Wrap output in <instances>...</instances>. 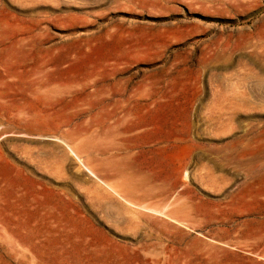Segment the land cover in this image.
I'll return each mask as SVG.
<instances>
[{
	"label": "rangeland",
	"instance_id": "1",
	"mask_svg": "<svg viewBox=\"0 0 264 264\" xmlns=\"http://www.w3.org/2000/svg\"><path fill=\"white\" fill-rule=\"evenodd\" d=\"M0 264H264V0H0Z\"/></svg>",
	"mask_w": 264,
	"mask_h": 264
},
{
	"label": "bare ground",
	"instance_id": "2",
	"mask_svg": "<svg viewBox=\"0 0 264 264\" xmlns=\"http://www.w3.org/2000/svg\"><path fill=\"white\" fill-rule=\"evenodd\" d=\"M17 52H20V51H17ZM17 57L19 56V53H16ZM121 69V68H119ZM135 85H136V88H139V81H136L135 82ZM130 104L129 103H126V104H122L120 107L123 109V111L126 113V114H129L130 113ZM134 116V115H133ZM120 118V117H119ZM120 120V119H119ZM117 127V126H116ZM111 133V132H110ZM110 135V134H109ZM110 142V141H109ZM108 142V143H109ZM183 149V148H182ZM82 163V162H81ZM93 174V173H92ZM97 176V175H96ZM114 190V188H113ZM133 204V203H132Z\"/></svg>",
	"mask_w": 264,
	"mask_h": 264
}]
</instances>
